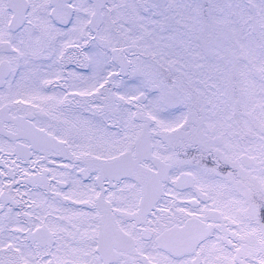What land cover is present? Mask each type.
<instances>
[{
	"label": "snow or ice",
	"instance_id": "1",
	"mask_svg": "<svg viewBox=\"0 0 264 264\" xmlns=\"http://www.w3.org/2000/svg\"><path fill=\"white\" fill-rule=\"evenodd\" d=\"M0 264H264V0H0Z\"/></svg>",
	"mask_w": 264,
	"mask_h": 264
}]
</instances>
